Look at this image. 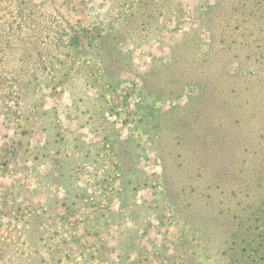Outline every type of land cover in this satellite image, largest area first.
<instances>
[{
  "label": "rangeland",
  "instance_id": "rangeland-1",
  "mask_svg": "<svg viewBox=\"0 0 264 264\" xmlns=\"http://www.w3.org/2000/svg\"><path fill=\"white\" fill-rule=\"evenodd\" d=\"M0 264H264V0H0Z\"/></svg>",
  "mask_w": 264,
  "mask_h": 264
}]
</instances>
